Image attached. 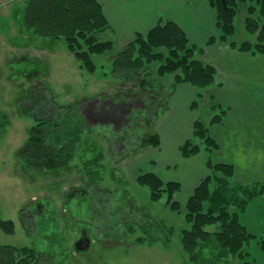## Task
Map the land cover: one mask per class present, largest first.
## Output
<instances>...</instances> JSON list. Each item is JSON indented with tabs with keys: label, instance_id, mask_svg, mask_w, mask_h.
Masks as SVG:
<instances>
[{
	"label": "rangeland",
	"instance_id": "rangeland-1",
	"mask_svg": "<svg viewBox=\"0 0 264 264\" xmlns=\"http://www.w3.org/2000/svg\"><path fill=\"white\" fill-rule=\"evenodd\" d=\"M28 1L13 0L0 6V48L3 42L14 48V51L6 52V58H0V116H8L0 119V123L10 122L0 128V220L15 223L14 234L0 228V247L33 248L41 255L40 264H194L182 250L181 232L191 227L185 218L184 207L193 183L202 178L203 170L196 166L195 156L185 158L180 153L182 158L189 159L186 165L175 158V140L187 130L180 120L186 110L180 109L162 133L164 147H139L146 133L160 135L163 130L164 106L173 95V76L159 80L154 77L165 87L162 106L151 108V117L145 121L149 115L141 112L146 108L138 101L132 109L134 112L139 109L141 113L132 117V109L123 112L122 106H118L119 102L131 103L134 97L130 94L140 91L134 83L130 82L132 84L128 86L120 76L113 74V56L121 47L116 45L112 53L94 56L97 69L95 73H89L67 51L64 40L38 38L25 26L23 19ZM242 8L237 18L235 39L252 41L254 37L244 31L245 5ZM100 40L113 41L114 38L106 33L100 35ZM157 67H152L153 72ZM150 90V87L146 88V91ZM88 103L93 104V122L87 124L91 128L81 133L76 157L71 163L72 171L63 177L61 186L54 182L59 180L50 176L28 175L20 161V152L28 140L29 129L39 121L36 117L57 119L61 106L74 105L79 109ZM30 106L32 112L22 115L23 107ZM82 111L85 116L86 109ZM121 114L124 115L122 118ZM199 114L201 121L207 124L210 115L213 117L220 111L209 115L201 109ZM61 116L70 119L73 113L67 110ZM185 139L183 135L180 141ZM194 140L202 146L197 155L206 152L212 158L211 155L220 150L217 141L218 147L209 152L203 140ZM261 146L264 148V143ZM94 152L105 155L100 162L98 182L90 187L84 178V188L75 195L71 193V186L81 185V178L86 176L85 162ZM226 164L233 165L236 171L228 180L230 188L241 185L256 194L261 191L264 172L260 170V164L255 162L257 168L251 175L242 174L247 168L244 164L238 163L237 167ZM207 169L208 173L202 179L211 175ZM148 173L155 174L164 183L181 184L182 189L174 196V202L181 205L180 211L167 204V195L159 201L150 199V189L138 184L139 177ZM214 181L212 192L218 187V182ZM57 210L59 214L55 213ZM229 211L236 213L241 224L256 238L241 254L216 264H264V195L248 201L245 208L232 206ZM154 223H162L163 229H150ZM170 228L175 232L168 237ZM218 228L212 226L207 230L214 232ZM82 235L90 239L85 250L78 249L75 244Z\"/></svg>",
	"mask_w": 264,
	"mask_h": 264
},
{
	"label": "trees",
	"instance_id": "trees-1",
	"mask_svg": "<svg viewBox=\"0 0 264 264\" xmlns=\"http://www.w3.org/2000/svg\"><path fill=\"white\" fill-rule=\"evenodd\" d=\"M206 1L216 12L220 32L219 37L211 38L208 45L219 41L229 44L239 52L264 55V0ZM244 5L245 31L253 36L254 40L237 42L235 39L237 18ZM23 21L38 38L64 40L67 51L73 54L80 61L81 67L89 73H95L97 69L93 61L94 56L112 53L116 49L113 41L100 40V35L110 31L111 25L103 5L98 0H29ZM198 51L202 50L192 45L184 30L174 22L161 21L146 35H137L135 40L123 46L113 56V74L120 76L128 86L134 83L140 90L130 94V97H134L131 103L119 102L118 106H122L121 109L126 112L132 109L133 104L142 102L146 109L143 110L141 107L143 111L139 109L135 112L133 109L130 111L134 112L132 117L140 111L147 113L149 116L144 119L147 121L151 117L150 109L162 106L165 99V87L161 82L158 83L159 79L167 75L173 76V95L181 84H190L199 90H205L213 85L216 80L215 68L203 63L197 57ZM154 65L158 67L153 72ZM155 76L158 80L154 78ZM147 87L151 90L146 91ZM173 95L167 106H164V112L169 110ZM198 97L200 100L203 97L202 93H199ZM199 100L194 102V108L199 105ZM91 105L93 104L88 103L79 109L74 108V105L61 106L57 119L36 117L39 121L29 129L28 140L20 152V161L28 175L50 176L59 180L54 182L61 186L63 177L72 171L71 163L76 157L81 133L84 129L91 128L87 125L93 120ZM31 108L32 106L23 107L22 115H29L32 112ZM85 109L84 116L82 110ZM67 110L73 113L70 119L61 116V113ZM225 113L224 111L223 114ZM157 114L155 111V115ZM223 114L216 115L211 124L215 125L222 121ZM122 115L121 118L124 116ZM2 118L6 119L8 116L2 115L0 119ZM7 123L9 125L10 122L0 123V128ZM194 139L203 140L209 152L218 147L215 139L209 134L208 126L197 120L194 123V138L180 146L183 157L190 158L200 152L202 146ZM160 145V135L148 132L142 136L139 147L148 149ZM104 158V153L94 152L85 162L86 176L81 179H86L88 186L94 187L97 184L101 175L100 162ZM208 168L211 175L200 181L184 207L185 218L191 227L181 232V246L185 255L194 264H216L224 258L241 254L245 246L256 237L241 224L239 216L236 213L231 214L229 209L232 206L245 208L248 201L258 195H264V185L258 194L246 190L241 185L230 188L228 180L236 173L233 165L215 162L209 158ZM214 180L218 182V187L212 192ZM138 184L150 189L152 201H159L167 195V204L171 205L173 210H181V205L174 202L175 194L182 189L180 183H164L155 174L148 173L139 177ZM212 226H218V231L207 230ZM162 227V223H154L150 229L156 228L159 231L163 229ZM0 228L8 234L15 233V223L10 220H0ZM168 232L169 237L175 230L170 228ZM166 241L171 243L169 238ZM40 261L41 255L33 248L12 245L0 247V264H40Z\"/></svg>",
	"mask_w": 264,
	"mask_h": 264
},
{
	"label": "crops",
	"instance_id": "crops-1",
	"mask_svg": "<svg viewBox=\"0 0 264 264\" xmlns=\"http://www.w3.org/2000/svg\"><path fill=\"white\" fill-rule=\"evenodd\" d=\"M12 1L0 0V6ZM98 1L103 5L111 25V30L107 33L113 36L115 47L117 45L122 48L135 40L137 35H146L161 21H170L184 30L192 45L202 50L197 52V57L215 68V83L207 89L199 90L190 84H181L176 88L170 100L169 110L165 113V125L160 133V149L164 147L162 133L167 125L180 109L182 112L186 110L180 120L185 123L187 130L175 140V158L186 165L189 159L181 157L179 148L193 138L194 123L201 120L199 110L208 111L209 115L218 110L220 114L225 111L221 124L211 126V120L217 114L213 117L210 115L206 124L210 135L220 144V150L211 157L215 162L232 163L236 167L238 163L241 166L246 165L243 175L255 172H252L257 168L254 167L255 162L260 164V170L264 172V148L261 146L264 143V55L239 52L229 44L219 41L208 45L209 40L218 38L220 32L216 12L206 0ZM11 51H14V48L3 42L0 58L3 60L6 58V52ZM199 93H202L203 97L200 104L194 108V102L199 100ZM183 135L186 139L181 142ZM193 159L196 166L203 170V178L208 173L209 155L201 152ZM242 174L238 172V175ZM202 178L193 183L188 198Z\"/></svg>",
	"mask_w": 264,
	"mask_h": 264
},
{
	"label": "flooded vegetation",
	"instance_id": "flooded-vegetation-1",
	"mask_svg": "<svg viewBox=\"0 0 264 264\" xmlns=\"http://www.w3.org/2000/svg\"><path fill=\"white\" fill-rule=\"evenodd\" d=\"M130 93H132V92H130ZM80 184H81L80 186H76L77 184H72V186H71V193L74 192L75 195H77L78 193H80L82 191V189L84 188V186L82 185V179L80 181ZM71 193H70V195H71ZM67 197H69V196L67 195ZM49 203L50 202L48 201V204ZM58 211L59 210H57V212L55 211V213H58L59 214L60 211L59 212ZM75 244H76V246H77L78 249L85 250V248H88L89 247V240L85 236L82 235V237L77 242H75Z\"/></svg>",
	"mask_w": 264,
	"mask_h": 264
},
{
	"label": "water",
	"instance_id": "water-1",
	"mask_svg": "<svg viewBox=\"0 0 264 264\" xmlns=\"http://www.w3.org/2000/svg\"><path fill=\"white\" fill-rule=\"evenodd\" d=\"M224 5L226 6V3H225V1H224Z\"/></svg>",
	"mask_w": 264,
	"mask_h": 264
}]
</instances>
